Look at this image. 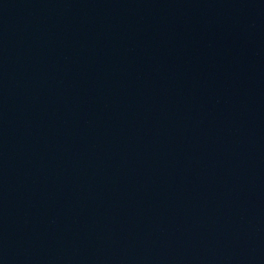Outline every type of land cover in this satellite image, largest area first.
Masks as SVG:
<instances>
[{
    "label": "water",
    "instance_id": "95a60500",
    "mask_svg": "<svg viewBox=\"0 0 264 264\" xmlns=\"http://www.w3.org/2000/svg\"><path fill=\"white\" fill-rule=\"evenodd\" d=\"M0 264H264V0H0Z\"/></svg>",
    "mask_w": 264,
    "mask_h": 264
}]
</instances>
